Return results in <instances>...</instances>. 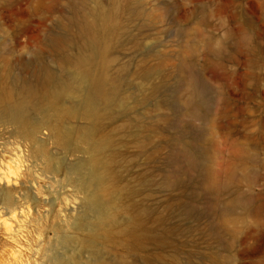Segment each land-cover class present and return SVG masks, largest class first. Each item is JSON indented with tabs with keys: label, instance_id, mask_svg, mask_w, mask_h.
I'll list each match as a JSON object with an SVG mask.
<instances>
[{
	"label": "rangeland",
	"instance_id": "obj_1",
	"mask_svg": "<svg viewBox=\"0 0 264 264\" xmlns=\"http://www.w3.org/2000/svg\"><path fill=\"white\" fill-rule=\"evenodd\" d=\"M88 22H95L107 47L100 65L130 104L124 116L106 122L104 132L119 150L120 203H137L119 218L144 209L137 229L146 234L143 247L101 244L95 255L63 242L66 233H82L93 213L74 185L61 174L45 177L44 170L41 178L34 174L30 188L42 186L41 198L52 202L36 209L32 200L17 241L10 239L14 222L4 221L0 264L17 258L23 264H53L57 258L88 264L96 256L113 264L121 254L130 264H211V257L217 264H264V0H0V66L31 80L44 67L65 75L62 58L81 52ZM192 76L202 85L198 108L189 102ZM142 96L150 99L146 106L133 103ZM162 99L159 109L156 101ZM148 126L160 127L149 141ZM10 131L0 127L1 142ZM176 131L195 142L206 166L183 176L187 186L170 188L159 179L174 171L168 157ZM47 138L59 166L70 167L84 155H68ZM36 157L39 152L20 158V169L42 168ZM141 178L153 182L142 186ZM132 187L138 191L129 198Z\"/></svg>",
	"mask_w": 264,
	"mask_h": 264
},
{
	"label": "bare ground",
	"instance_id": "obj_2",
	"mask_svg": "<svg viewBox=\"0 0 264 264\" xmlns=\"http://www.w3.org/2000/svg\"><path fill=\"white\" fill-rule=\"evenodd\" d=\"M94 27L95 22L85 23L84 31L88 38L79 49L81 52L62 58L63 68L68 70L65 75L44 67L37 69L31 80L20 75L13 76L0 66V127H11L9 137L0 141V226L4 221L14 222V226L10 225L13 226L10 236L12 241H17L18 233L23 228L21 222L32 211V200L36 209L52 202L41 198L44 193L42 186L35 188L36 190L30 188V185L35 187L34 183L37 181L34 174L41 178L45 170L48 172L45 177L51 179L61 174L67 183L83 193V202L93 213L90 225L85 226L82 233H66L63 242L75 244L95 255H98L95 248L101 244L118 245L125 250L143 247V237L146 234L138 233L137 229L144 209L135 211L126 220L121 221L119 218L120 214L131 213L137 203L134 200L127 205L120 203L124 187L120 185L122 175L118 171L119 150L113 136L104 132L106 122L114 117L124 116L130 104L123 97L120 83L117 80L111 82L105 73L103 67L107 47ZM96 64L101 69H94ZM188 84L192 89L189 102L198 108L204 103L199 78L192 76ZM158 89L159 85H156L154 91L158 92ZM149 100L148 96H142L134 98L133 103L146 106ZM156 104L160 109L165 103L162 99L157 100ZM73 119L85 122L76 123ZM66 120L71 122L65 124ZM159 129V126H148L147 140ZM42 133L47 134L48 138L41 136ZM186 137L176 131L171 138L168 161L175 164V168L159 179L164 187L176 188L183 185V176L206 166L199 159L195 142L192 139L186 140ZM46 138L62 146L68 155H84L77 157L75 164L70 167L66 163L59 166V162L54 161L58 157L52 155L47 148ZM160 147V144L155 145L150 155L154 156ZM199 151L203 156L201 149ZM38 152L40 157L36 158L40 162L35 163L42 165V168L35 169L36 165L30 164L24 171L20 169L17 162L20 158L30 160V155ZM27 177H32V180L23 182L22 179ZM152 182L150 178H141L140 185L149 186ZM137 191L135 187L127 188L126 194L132 198ZM48 213L49 209L46 214ZM41 217L36 219L41 220ZM105 260L102 256H96L88 264H108ZM23 262V259L17 258L9 264ZM210 262L217 264L215 257H211ZM53 264H64V260L57 258ZM113 264H130L128 255H119ZM148 264L151 263L148 261Z\"/></svg>",
	"mask_w": 264,
	"mask_h": 264
}]
</instances>
